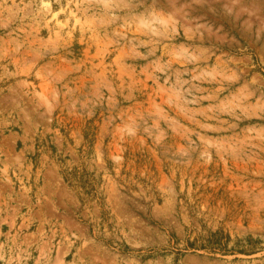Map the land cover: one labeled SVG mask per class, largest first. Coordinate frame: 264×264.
Instances as JSON below:
<instances>
[{
    "label": "rangeland",
    "instance_id": "374dc122",
    "mask_svg": "<svg viewBox=\"0 0 264 264\" xmlns=\"http://www.w3.org/2000/svg\"><path fill=\"white\" fill-rule=\"evenodd\" d=\"M101 1L0 0V264H264V0Z\"/></svg>",
    "mask_w": 264,
    "mask_h": 264
},
{
    "label": "bare ground",
    "instance_id": "6f19581e",
    "mask_svg": "<svg viewBox=\"0 0 264 264\" xmlns=\"http://www.w3.org/2000/svg\"><path fill=\"white\" fill-rule=\"evenodd\" d=\"M95 1V0H94ZM100 1V0H99ZM175 1V0H174ZM204 1V0H203ZM208 1V0H207ZM234 1V0H233ZM101 2H103V0L101 1ZM105 2V1H104ZM229 2H231V5H232V1H229ZM258 2V1H257ZM172 3V2H171ZM199 3V2H198ZM43 4V7H44V9L46 10V14H48V15H51L50 16V20H53V22H55V23H57V25L60 27V29L61 30H63L65 27H67V23L65 24V23H63L60 19H59V17H58V13H54V11H53V8L49 5V3H47V2H43L42 3ZM229 4V3H228ZM234 4V3H233ZM258 4V3H257ZM105 5V4H104ZM185 5V4H184ZM226 5V4H225ZM110 7V6H109ZM174 7H175V4H174ZM187 7V6H186ZM232 7V6H231ZM249 7V6H248ZM252 7V6H251ZM181 8V7H180ZM179 8V9H180ZM209 8H210V6H209ZM230 8V7H229ZM231 9V8H230ZM252 9H255V8H252ZM73 12V11H72ZM186 13H188V12H186ZM72 16H73V18H74V20L76 21V19L75 18H77V14L75 13V12H73L72 13ZM181 16V15H180ZM184 17V16H183ZM189 21V20H188ZM253 21V20H252ZM78 22H79V18H78ZM76 23H77V21H76ZM75 23V24H76ZM250 24V23H249ZM155 33V32H154Z\"/></svg>",
    "mask_w": 264,
    "mask_h": 264
}]
</instances>
